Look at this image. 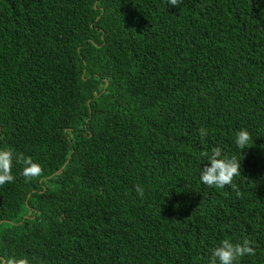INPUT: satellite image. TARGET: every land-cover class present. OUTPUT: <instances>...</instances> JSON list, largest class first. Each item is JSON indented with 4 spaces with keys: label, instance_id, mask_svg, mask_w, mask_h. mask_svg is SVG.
<instances>
[{
    "label": "trees",
    "instance_id": "1",
    "mask_svg": "<svg viewBox=\"0 0 264 264\" xmlns=\"http://www.w3.org/2000/svg\"><path fill=\"white\" fill-rule=\"evenodd\" d=\"M214 146L235 187L200 183ZM225 239L264 264V0H0V264H210Z\"/></svg>",
    "mask_w": 264,
    "mask_h": 264
},
{
    "label": "clouds",
    "instance_id": "2",
    "mask_svg": "<svg viewBox=\"0 0 264 264\" xmlns=\"http://www.w3.org/2000/svg\"><path fill=\"white\" fill-rule=\"evenodd\" d=\"M167 2L173 6L177 4V0H167ZM108 61L113 60L108 58ZM118 71L119 67H117ZM199 132L203 140L207 136V131L201 128ZM251 142V133L246 128H240L234 133L233 143L236 149L242 151L243 149L249 148L248 145ZM201 155L205 158V163L203 167H200V183L216 188H223L226 185L235 187L233 179L240 175L241 169V161L236 156L223 154L219 146H214L210 151L202 152ZM136 192L138 195H143V189L139 185L136 186ZM253 251L247 239L243 240L242 243H233L225 239L212 249L210 264H238L239 258L245 255H251ZM2 260L3 264H43L31 262L25 258L11 259L9 261L2 258Z\"/></svg>",
    "mask_w": 264,
    "mask_h": 264
},
{
    "label": "bare ground",
    "instance_id": "3",
    "mask_svg": "<svg viewBox=\"0 0 264 264\" xmlns=\"http://www.w3.org/2000/svg\"><path fill=\"white\" fill-rule=\"evenodd\" d=\"M12 1H14V0H12ZM123 58H124V57L122 56V57L119 59V62H122ZM102 67H103V70H104V71H108V70H110V69L112 70V69L115 68L116 66L103 65ZM117 67H119V66L117 65ZM117 67H116V68H117Z\"/></svg>",
    "mask_w": 264,
    "mask_h": 264
}]
</instances>
